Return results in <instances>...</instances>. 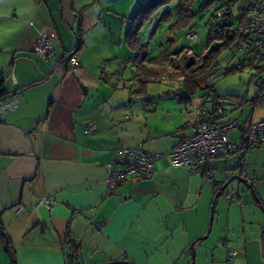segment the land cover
I'll use <instances>...</instances> for the list:
<instances>
[{
  "label": "crops",
  "instance_id": "1",
  "mask_svg": "<svg viewBox=\"0 0 264 264\" xmlns=\"http://www.w3.org/2000/svg\"><path fill=\"white\" fill-rule=\"evenodd\" d=\"M146 1L0 0V86L21 93L0 122V264H67L75 246L72 264H226V246L237 251L229 264H264V144L216 158L210 174L171 164L165 154L190 134L203 87H180L183 52L133 59L128 30ZM43 28L54 33L46 59L33 53ZM72 49L76 70L62 58ZM139 63L158 88L139 86ZM255 92L215 89L210 123L236 121L230 138L242 137L264 119ZM136 145L157 155L152 174L106 195L114 151ZM233 176L246 185L216 195ZM43 199L50 211L35 206Z\"/></svg>",
  "mask_w": 264,
  "mask_h": 264
},
{
  "label": "built area",
  "instance_id": "2",
  "mask_svg": "<svg viewBox=\"0 0 264 264\" xmlns=\"http://www.w3.org/2000/svg\"><path fill=\"white\" fill-rule=\"evenodd\" d=\"M239 6V5H238ZM222 11H218L220 16ZM242 19L238 21L242 39L235 43L234 49L240 53L236 68H248L254 71L264 65V0H248L246 6H239ZM54 33L46 28L40 30L33 53L39 58L46 59L52 54L51 39ZM196 32L190 30L186 38L196 41ZM70 68L76 70L80 66L79 58L68 55ZM227 69L216 63L210 65L207 73V90L204 96L199 97V105L195 108V120L190 127V134L182 138L169 152L165 154L175 167H182L191 173L210 174L208 169L218 157H228L244 151L250 147L264 144V119L248 126L245 134L237 139L230 138V132L238 129L235 121L211 125L207 115L204 100L214 90V86L225 74ZM257 104H264V77L256 80ZM21 93L15 91L0 98V122L6 113L14 111L20 102ZM145 108H150L145 104ZM222 110H218L220 115ZM95 129L93 122L87 123L84 134ZM116 159L108 163V177L105 194H111L122 181L128 178L146 177L152 174L153 161L157 155L147 151L143 146L120 147L115 151ZM242 165L243 161L240 160ZM43 205L47 211L51 210L49 199L40 200L35 206ZM21 209V207H18ZM105 221L96 223L94 228L100 229ZM237 254L236 250L228 249L226 263Z\"/></svg>",
  "mask_w": 264,
  "mask_h": 264
},
{
  "label": "trees",
  "instance_id": "3",
  "mask_svg": "<svg viewBox=\"0 0 264 264\" xmlns=\"http://www.w3.org/2000/svg\"><path fill=\"white\" fill-rule=\"evenodd\" d=\"M170 1H172V0H147L138 9L137 13L131 19L130 28L128 30V35H129L128 37L130 39V43L133 45V48L135 49V51L133 52V59L136 62H139L140 60L146 58V56L149 53V45H148L147 41L148 40L150 41V39H152L153 34H151V35H148V33L146 34L145 28L148 25L149 21L151 20L152 15L161 7V5H163L167 2H170ZM175 1L177 2V9H178L177 24L178 25L179 24L185 25V24H187L188 20L192 17V14H191L189 8H190L191 3L194 0H175ZM247 2H248V0H221L220 8L217 9L212 16L214 21H215V26H214V28L211 27L209 29V36H208L206 44L204 45L206 52H203V53L200 52V54H197L195 51L193 52L189 47H184V48H181L179 51H177L178 53H181V52H184L185 50L188 49L194 56L198 57V59H196V57H195L196 60H193L187 64V66L185 68L186 71H184V73L182 75V81H181L180 87L184 86L187 89L188 93H190L189 91L192 90V85L199 87V84H198V80H199L202 83V87H203L202 88L203 94H201L199 97L204 96L206 94V90H207L206 80H207V73L209 71L210 65L213 63L218 64L214 60L215 57L221 52L222 49L230 47L231 44H233V49H234L235 43H237L238 41H240L243 38L242 34H241V30L238 26V21H240L242 19V14L239 13V6L244 7V6H246ZM211 3H212V0H207L200 8L209 7L211 5ZM218 11H222L220 16L217 15ZM76 35H77V46H78L77 50H79V47L81 46L83 41H82L80 31ZM144 36H147L146 37L147 41L142 42V38ZM215 41H219V42L217 43V45H215V44L212 45V43ZM191 42H195V41H191ZM235 52L238 53L236 50H235ZM160 53H162V52H160ZM74 54L76 55V50L72 49L70 51H67L63 55L62 58H65L68 60V55H74ZM162 54H163V58L164 57L166 58L169 56L168 51H163ZM239 55H238V58H239ZM48 56L46 58H48ZM157 57L151 58L149 60V62H152ZM225 68L227 69L228 73H233L235 71H242L243 69H245V68H241V67L236 68V63L234 66H225ZM261 69H262V67L254 70L255 74H253L252 76L255 77L256 80L262 76ZM138 70L146 73L142 77H138L140 79V80H138L140 83L139 86L142 84L148 83V81L152 80V78L154 77V75L151 74V71L147 70L144 65L143 66L140 65V63L138 64ZM263 77H264V75H263ZM146 78H148V79L145 80ZM9 94L5 93L1 89V86H0V98L5 97ZM214 95H215V86H214V90H213L212 94L208 95L206 97V100H204V104H205V107L207 110V115H208L209 120H210V117H209V110L207 107V102L210 100L209 98L213 97ZM199 97H198V101L200 102ZM189 98H190V96H189ZM253 101H254V103H257L256 92L253 95ZM148 104L150 106V103H148ZM198 105H199V103H198ZM150 108H151V106H150ZM150 108H148V109H150ZM218 108H220V107H217L216 111L221 110ZM260 145H262V144H260ZM260 145H258V146H260ZM252 147H250V148H252ZM254 147H256V146H254ZM250 148H248V149H250ZM248 149H246V150H248ZM246 150H244V151H246ZM240 160L243 161V159H240ZM228 249H230V248H228L226 246L225 247L226 253H227ZM231 250H234V249H231ZM77 252H78V247L75 246L74 248H72L71 252L68 255L67 264H72L73 262L76 261ZM226 253H225V263H226ZM236 256H237V254H236ZM229 263L230 262H228L226 264H229Z\"/></svg>",
  "mask_w": 264,
  "mask_h": 264
},
{
  "label": "rangeland",
  "instance_id": "4",
  "mask_svg": "<svg viewBox=\"0 0 264 264\" xmlns=\"http://www.w3.org/2000/svg\"><path fill=\"white\" fill-rule=\"evenodd\" d=\"M206 1L207 0H194L191 3L189 9L192 17L185 25L177 24L178 9L177 2L175 0L161 5V7L152 15L151 20L145 28L146 34H153L152 39H150V41L152 40L149 47L150 55L157 57L160 52L167 51L169 49L179 51L184 47H189L193 52L195 51L197 54H200L207 42L209 29L211 27L214 28L215 26V21L212 16L221 5V0H212L209 7L200 8ZM190 30H194L196 32L197 37L195 42H191L186 39L185 35ZM218 42L219 41H215L212 45H217ZM204 52H206V50ZM183 53L184 57L181 59L187 64L198 59V57L194 56L188 49ZM174 54L179 55L180 53L176 52ZM239 54L240 53L235 52L233 44H231L230 47L222 49L214 60L223 67L234 66L238 61ZM175 59L177 60L176 56L172 58V60ZM178 59L180 60V57H178ZM253 74H255V72L248 68L243 69L242 71L225 74L217 81L215 89L220 95L226 94V92H231L232 94L238 95L247 93L248 96H251L254 90L256 91L257 89L256 79L252 76ZM125 79H128L127 74L125 75ZM159 85L160 84L157 82L147 83V87L150 86L152 88H158ZM232 133L233 131L230 132V135Z\"/></svg>",
  "mask_w": 264,
  "mask_h": 264
},
{
  "label": "water",
  "instance_id": "5",
  "mask_svg": "<svg viewBox=\"0 0 264 264\" xmlns=\"http://www.w3.org/2000/svg\"><path fill=\"white\" fill-rule=\"evenodd\" d=\"M233 180H237L239 183H242V184L246 185V184H245V183H246V180H245V179H242V178H240V177H238V176H233V177L229 178L226 182H224V183L222 184V186H221V187L219 188V190L217 191V194H216V195H219V194L223 193V192L227 189V187H229V185L231 184V182H232ZM247 187L251 190V192H254V191H253V188H252L251 185H248ZM251 194L253 195L254 200H256V198H255V194H254V193H251ZM228 198H229V197H228ZM256 203L260 205V203H259L258 200H256ZM259 208L264 212V208L262 207V205H260ZM114 263H120V262H112V263H108V264H114ZM122 263H123V264H127L126 262H122ZM191 264H192V263H191Z\"/></svg>",
  "mask_w": 264,
  "mask_h": 264
}]
</instances>
